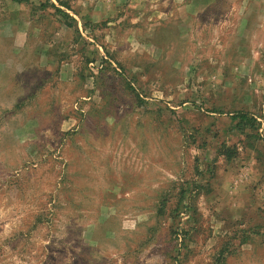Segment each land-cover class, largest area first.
<instances>
[{
    "label": "rangeland",
    "instance_id": "374dc122",
    "mask_svg": "<svg viewBox=\"0 0 264 264\" xmlns=\"http://www.w3.org/2000/svg\"><path fill=\"white\" fill-rule=\"evenodd\" d=\"M0 264H264V0H0Z\"/></svg>",
    "mask_w": 264,
    "mask_h": 264
},
{
    "label": "trees",
    "instance_id": "16d2710c",
    "mask_svg": "<svg viewBox=\"0 0 264 264\" xmlns=\"http://www.w3.org/2000/svg\"><path fill=\"white\" fill-rule=\"evenodd\" d=\"M15 1H23V0H15ZM235 118L239 119V123H248L250 121L249 116L245 114L236 115Z\"/></svg>",
    "mask_w": 264,
    "mask_h": 264
}]
</instances>
